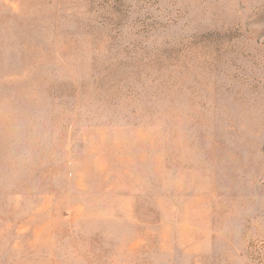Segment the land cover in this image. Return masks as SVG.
Returning <instances> with one entry per match:
<instances>
[{
	"label": "rangeland",
	"instance_id": "1",
	"mask_svg": "<svg viewBox=\"0 0 264 264\" xmlns=\"http://www.w3.org/2000/svg\"><path fill=\"white\" fill-rule=\"evenodd\" d=\"M0 264H264V0H0Z\"/></svg>",
	"mask_w": 264,
	"mask_h": 264
}]
</instances>
